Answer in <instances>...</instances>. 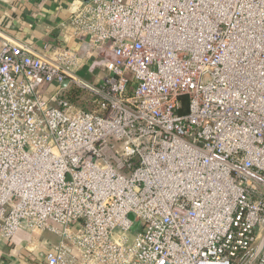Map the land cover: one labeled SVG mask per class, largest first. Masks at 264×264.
<instances>
[{
    "label": "built area",
    "instance_id": "obj_1",
    "mask_svg": "<svg viewBox=\"0 0 264 264\" xmlns=\"http://www.w3.org/2000/svg\"><path fill=\"white\" fill-rule=\"evenodd\" d=\"M69 24L100 82L0 32V239L54 233L47 264H264V0H76Z\"/></svg>",
    "mask_w": 264,
    "mask_h": 264
},
{
    "label": "crops",
    "instance_id": "obj_2",
    "mask_svg": "<svg viewBox=\"0 0 264 264\" xmlns=\"http://www.w3.org/2000/svg\"><path fill=\"white\" fill-rule=\"evenodd\" d=\"M76 0H0V32L13 40L29 45L35 52L54 58L61 51L78 50L81 65L78 75L90 82H100L106 71L94 65V58L80 51L82 40L69 24ZM87 80V79H85ZM55 86L48 89V94ZM58 241L50 231L21 230L12 239H0V264H47L46 255Z\"/></svg>",
    "mask_w": 264,
    "mask_h": 264
},
{
    "label": "trees",
    "instance_id": "obj_3",
    "mask_svg": "<svg viewBox=\"0 0 264 264\" xmlns=\"http://www.w3.org/2000/svg\"><path fill=\"white\" fill-rule=\"evenodd\" d=\"M62 97L70 101L71 103L75 104L80 109H83L86 111H98L99 110L98 96L74 84L68 85L63 90ZM180 100L183 103L182 112H185L188 98L186 96H182Z\"/></svg>",
    "mask_w": 264,
    "mask_h": 264
},
{
    "label": "water",
    "instance_id": "obj_4",
    "mask_svg": "<svg viewBox=\"0 0 264 264\" xmlns=\"http://www.w3.org/2000/svg\"><path fill=\"white\" fill-rule=\"evenodd\" d=\"M69 84V81L67 80V81H65L64 83H63V86H67ZM138 229H140V225H135V226H133L132 228H131V231L132 232H134L135 230H138Z\"/></svg>",
    "mask_w": 264,
    "mask_h": 264
},
{
    "label": "rangeland",
    "instance_id": "obj_5",
    "mask_svg": "<svg viewBox=\"0 0 264 264\" xmlns=\"http://www.w3.org/2000/svg\"><path fill=\"white\" fill-rule=\"evenodd\" d=\"M126 1H127V0H126ZM85 74H86V72H85V71L81 73V75H83V77H85V79H87V80H90V81H91V79H90L91 77L89 78L88 76H84Z\"/></svg>",
    "mask_w": 264,
    "mask_h": 264
}]
</instances>
